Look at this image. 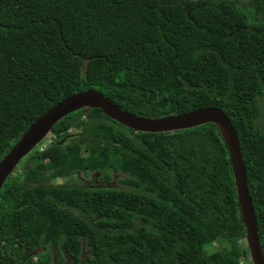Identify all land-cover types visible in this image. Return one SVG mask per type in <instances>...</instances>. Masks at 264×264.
<instances>
[{"label":"trees","instance_id":"16d2710c","mask_svg":"<svg viewBox=\"0 0 264 264\" xmlns=\"http://www.w3.org/2000/svg\"><path fill=\"white\" fill-rule=\"evenodd\" d=\"M249 2L263 19L227 0H0V161L92 88L149 118L219 107L238 132L264 252V0ZM51 134L28 159L35 177L16 170L0 192V264L60 250L71 264H253L216 125L141 132L84 108ZM91 173L105 186L80 178ZM221 238L230 247L209 251Z\"/></svg>","mask_w":264,"mask_h":264},{"label":"water","instance_id":"95a60500","mask_svg":"<svg viewBox=\"0 0 264 264\" xmlns=\"http://www.w3.org/2000/svg\"><path fill=\"white\" fill-rule=\"evenodd\" d=\"M84 108H99L111 119L141 132H173L192 129L208 123L216 125L230 152L243 223L247 229L246 243L252 262L253 264H264L261 236L238 132L225 111L219 107L200 108L183 115L149 118L124 110L95 88L76 92L37 119L0 161V192L18 164L52 133L54 126L68 115Z\"/></svg>","mask_w":264,"mask_h":264},{"label":"rangeland","instance_id":"374dc122","mask_svg":"<svg viewBox=\"0 0 264 264\" xmlns=\"http://www.w3.org/2000/svg\"><path fill=\"white\" fill-rule=\"evenodd\" d=\"M167 1H169V0H167ZM194 1H198V0H194ZM203 1H206V0H203ZM227 1L233 2L236 5V7L242 9L245 13L251 12L253 20L255 19L256 21H260L261 19H263V17H261L260 15H258L255 12V10L251 6L249 0H227ZM243 11H242V13L244 14ZM259 100H261V103L259 102V107L264 108V106H263L264 105V94L259 98ZM261 113H262V111L260 110V115L257 118L256 123H257L258 127L264 131V120L260 117ZM71 133H76V129H72ZM44 141L45 142H44L43 146L50 144L52 142V134H49V136ZM32 153H34V150H33V152H31L27 157H25L19 163V165L15 169V171L17 170V173H16L17 175L20 173H23V174H26L27 177H29V178L35 177V173H34V171H32L30 164H29V161H28V159ZM97 177H98V174H93V173L90 174L89 179H87L86 177L80 176V178L85 182L91 181L93 183L105 186L104 185L105 183L99 182ZM107 185H110V183L107 182ZM219 247L229 248L230 244L228 243L227 240L221 238V239H218L216 242L212 243V245H209L207 248L209 251L212 252V251H215ZM88 254H89L88 248L84 246L82 249V253H81V259L83 258L85 260L86 256ZM43 257H44L43 260L45 262H47V264H71L69 258L66 256V254L62 250H60L59 253L52 251V255H51L50 259H48L45 256H43ZM250 259H251V256H250ZM33 261H34V263H37L38 256L35 255V257L33 258ZM244 263H246V262L244 261Z\"/></svg>","mask_w":264,"mask_h":264},{"label":"bare ground","instance_id":"6f19581e","mask_svg":"<svg viewBox=\"0 0 264 264\" xmlns=\"http://www.w3.org/2000/svg\"><path fill=\"white\" fill-rule=\"evenodd\" d=\"M42 142H43V141H42ZM42 142H41V143H42ZM41 143H40V144H41ZM37 147H38V146H37ZM32 152H33V151H32ZM26 157H27V156H26ZM18 165H19V164H18ZM14 171H15V169H14Z\"/></svg>","mask_w":264,"mask_h":264},{"label":"flooded vegetation","instance_id":"af4514ba","mask_svg":"<svg viewBox=\"0 0 264 264\" xmlns=\"http://www.w3.org/2000/svg\"><path fill=\"white\" fill-rule=\"evenodd\" d=\"M199 1H203V0H199ZM207 1H211V0H207Z\"/></svg>","mask_w":264,"mask_h":264}]
</instances>
